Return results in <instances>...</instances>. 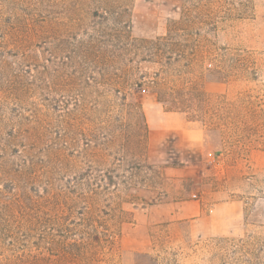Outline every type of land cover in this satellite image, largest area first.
Segmentation results:
<instances>
[{"label": "rangeland", "instance_id": "374dc122", "mask_svg": "<svg viewBox=\"0 0 264 264\" xmlns=\"http://www.w3.org/2000/svg\"><path fill=\"white\" fill-rule=\"evenodd\" d=\"M22 15L45 22L46 38L5 56L6 67L0 59V158L34 164L23 176L0 170V264H264V252L256 260L237 247L264 245V124L248 139L212 107L243 93L264 99V0H0V32ZM156 108L198 115L203 154L180 152L172 137L153 149L142 114ZM75 122L87 139L106 141L98 152L118 156L141 142L153 168L120 198L85 205L87 225L105 222L110 237L98 228L63 251L50 246L58 233L48 198L63 176L47 151L60 133L70 143ZM191 199L207 214L213 203L241 210L224 209L220 224L173 218L171 207Z\"/></svg>", "mask_w": 264, "mask_h": 264}, {"label": "trees", "instance_id": "16d2710c", "mask_svg": "<svg viewBox=\"0 0 264 264\" xmlns=\"http://www.w3.org/2000/svg\"><path fill=\"white\" fill-rule=\"evenodd\" d=\"M247 5L242 6V10ZM245 11H242V13ZM45 22L36 24L35 19L32 16L22 15L19 19H16L13 23H6L1 27L0 35V59L2 65L6 67V61L3 60L7 55H13L12 51H16L15 55L20 52V48L35 47V42H44L46 36ZM60 32V27L58 28ZM11 46L12 49L9 48ZM26 48V49H27ZM94 49L92 45H86L82 52L87 54ZM25 51V50H24ZM22 51L19 56L21 59H27L31 57V53ZM62 56V55H61ZM65 58L68 59L66 54ZM3 60V61H2ZM127 99L126 95L122 96L123 102ZM226 98L223 97V101ZM203 101V100H200ZM192 106L193 112L199 114V103ZM204 102V101H203ZM218 101L212 103L213 114L219 117V120L227 118L232 120V123H240L242 125V132L248 139H252L253 136H258V129L264 124V99L258 97H251L247 94H240L236 101L226 102L224 107H218ZM124 104V103H123ZM137 106V105H136ZM191 106V105H190ZM187 106V109L191 107ZM221 111V112H220ZM166 112H171L167 110ZM181 113V112H180ZM67 116L72 115L70 112L65 113ZM187 118L190 122H203L200 117ZM223 118V119H222ZM142 120L144 124V130L146 135V121L145 116L142 114ZM77 122L69 124L68 128L72 134L70 143H66L63 140L62 133L53 141L52 146L47 151L49 161H51L56 170V174L63 176L62 184L56 185L54 191L49 195L48 204L51 209L50 220L54 221L57 229L58 236L53 238L50 242V246L55 248L59 247L61 250L75 249L80 246V242L76 239H82L89 231L93 235L103 234L104 237H110L109 226L99 220L97 224L87 225L85 218L86 204H97L99 201L106 199L112 201L115 198H120V192L130 186H141L144 184L153 166L147 161L145 157V149H139L137 144L140 143H128L130 146L124 150L122 146V154L118 153V156H113L110 153H106L107 148H103V153L98 152V149L106 145V141L100 143L87 139L85 132L78 129ZM244 125L245 130H244ZM217 128V125L215 126ZM219 129V128H218ZM78 134L84 137L82 138V147L79 151L78 146ZM13 135V133H12ZM12 135L10 137H12ZM241 137V136H240ZM239 137V138H240ZM34 138V137H31ZM242 138V137H241ZM31 140V139H30ZM125 142H129L125 139ZM256 140V139H255ZM34 140L29 141V144H33ZM136 145V146H135ZM25 153H27L25 151ZM18 157L19 153L15 154ZM4 159L0 158V170L1 175L9 178L11 175H25V172L32 168V163H28L26 160L18 167H13L4 163ZM105 167L106 170L100 169ZM16 177V176H15ZM15 177H13L15 179ZM10 186H16L15 183L10 182ZM15 190V187H13ZM88 226V228H87ZM98 228L101 229L99 233ZM72 239V242L62 243L61 240ZM224 242V243H223ZM225 243L224 240L218 241L219 248ZM257 244V243H256ZM238 247V252L243 255H250L257 260V255L264 252V245H255V251L249 252L247 246L241 243ZM151 260L150 257H148ZM248 259V258H246ZM248 264L253 263L249 259L246 261ZM243 264V260L240 261ZM152 264H155L152 259ZM157 264V263H156Z\"/></svg>", "mask_w": 264, "mask_h": 264}, {"label": "crops", "instance_id": "0c3cea01", "mask_svg": "<svg viewBox=\"0 0 264 264\" xmlns=\"http://www.w3.org/2000/svg\"><path fill=\"white\" fill-rule=\"evenodd\" d=\"M147 123H149V142L153 149L168 142L172 137L173 145L179 151L193 150V153L203 154L204 127L196 122H188L177 113H167L159 108L148 111ZM149 117V119H148ZM151 120V122H150ZM204 202L199 199H191L171 207L172 217L177 220L198 219L203 223H221L224 209H232L231 215H237L241 210L238 202L213 203L206 206L210 214L204 209Z\"/></svg>", "mask_w": 264, "mask_h": 264}]
</instances>
